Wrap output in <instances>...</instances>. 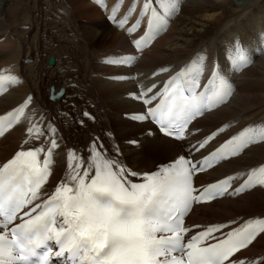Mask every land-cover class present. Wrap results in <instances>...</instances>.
<instances>
[{"label":"snow or ice","instance_id":"obj_1","mask_svg":"<svg viewBox=\"0 0 264 264\" xmlns=\"http://www.w3.org/2000/svg\"><path fill=\"white\" fill-rule=\"evenodd\" d=\"M122 4L120 0L109 19L124 28L129 16L118 18L116 15ZM177 4L178 0H143L140 19L127 28L129 33L135 32L143 17L151 11L148 31L134 40L137 49L141 48L142 41L147 43L165 30L168 17L176 11ZM135 10V5L129 8L130 13ZM226 55L237 67L251 62L238 40L233 42V51ZM204 59L201 57L194 65L172 76L162 94L153 93L155 85L145 92L132 94L145 105H151L158 98L160 101L156 107H148L134 118L155 120L159 130L167 136L185 139L188 124L223 103L232 90L226 77L213 70L205 85L210 91L207 94L197 92L206 67ZM135 60L132 55L119 56L109 58L107 63L127 65ZM5 81L20 82L19 77L0 75V92L5 88ZM148 93L153 94L149 96ZM30 101L31 98L7 114L14 118L9 120L8 129L13 123H19ZM7 117H0V136L5 135L3 121ZM34 131L40 130L28 129L29 134ZM212 139L213 136L207 137L199 148H204ZM257 141H264V126L258 131L253 128L242 131L210 156L218 161L225 160ZM58 146L53 140L47 150L35 147L18 151L0 167V264H51L53 258H62L63 264H246L245 259L236 254L264 234V219H260L233 228L222 234L223 238L215 234L229 225L209 226L185 240L191 229L184 226V217L192 204L230 194L228 189L237 177H227L198 190L193 187L192 176L204 170L203 166L198 169L183 156L160 172L139 174L108 157L103 149H98L95 141L88 158L69 153V173L53 192L41 199L42 189L51 175L53 152ZM45 152L41 160L40 155ZM204 164L212 166L208 157L204 158ZM129 175H143L145 182H131ZM256 185H264V166L253 169L247 181L233 192L239 194ZM197 191L199 195H194ZM18 219L20 222L14 223ZM213 240L214 243H208ZM54 247L58 250L53 251Z\"/></svg>","mask_w":264,"mask_h":264},{"label":"bare ground","instance_id":"obj_2","mask_svg":"<svg viewBox=\"0 0 264 264\" xmlns=\"http://www.w3.org/2000/svg\"><path fill=\"white\" fill-rule=\"evenodd\" d=\"M35 3L37 0H0V72L12 71L22 79L18 86L0 97V112L33 93L23 119L0 138V162L21 146L29 122L42 110H47L60 123L61 138L55 150L52 182L65 169L66 148L73 146L85 151L96 134L101 135L111 153H119V158L141 170L152 169L158 162L165 161L163 159L168 160L180 153L183 150L181 143L158 131L150 121L124 117V113L140 107L139 100L123 95L131 88L132 81L104 77L105 73L117 71V68L105 64L103 56L126 50L130 45L129 36L110 24L94 0H42L40 22L41 11L29 8ZM91 6L94 8L92 14H83V9ZM59 8H62L63 16ZM78 14L79 18L86 17L80 24L81 35L71 40L68 46H63L64 53L57 52L56 61L49 64V56H56L57 44L53 38L63 37V27L75 29L74 20L64 15L73 18ZM35 22L39 23L35 25ZM256 22L260 26L255 25ZM39 30L41 38H29L33 31L37 33ZM263 32L264 0H182L180 12L172 18L168 31L144 52L136 70L142 80H148L154 71L176 67L194 53L200 55L199 60L204 57L203 63H207L210 69L220 59L225 47L226 53L232 52L227 48L228 44L233 46V42L238 40L242 45L244 41V48L249 49L251 57L246 66L228 63L223 54L224 66L232 70L235 77L234 96L227 104L207 113L197 122V127L201 128L197 135L225 122L229 125L223 134L226 136L248 122L264 123ZM41 48L42 56L39 55ZM70 57L78 60L81 69L71 72L65 67ZM51 84L65 86L61 98H49ZM92 102L93 107L90 106ZM60 109L70 114H63ZM84 110L90 111L93 117L86 116ZM81 118L85 120L83 125L78 123ZM149 127L153 128L151 134L146 132ZM108 130L112 131L111 135L106 134ZM134 135L140 136V144L126 143ZM262 161L264 141L252 144L243 154L216 165L199 177L204 180L221 176ZM254 213L264 214V188H255L235 198L223 197L199 204L189 219L195 223ZM246 253L264 254V234Z\"/></svg>","mask_w":264,"mask_h":264},{"label":"rangeland","instance_id":"obj_3","mask_svg":"<svg viewBox=\"0 0 264 264\" xmlns=\"http://www.w3.org/2000/svg\"><path fill=\"white\" fill-rule=\"evenodd\" d=\"M93 1V0H92ZM57 3H58V1H57ZM96 5V4H95ZM29 8L32 10V11H36V9H38V10H40L41 11V20H40V18H39V22L40 21H42V0H37V3H35V6L33 5V4H30V6H29ZM60 10V12H61V14H62V16H63V11L61 10L62 8H59ZM71 9V8H70ZM92 9H94L92 6L91 7H88V8H86V9H83V14H89V13H91L92 14ZM102 11V10H101ZM246 13V12H245ZM244 13V14H245ZM244 14L242 15V17L244 16ZM103 16H104V13L102 14ZM64 17H67L69 20H74L73 21V25H74V27L73 28H75V29H71V30H69V29H67V28H64L63 27V30H64V33H63V37L62 38H58V39H56V38H53V40L55 41V44H57L56 45V49H55V54H56V57H57V52H63V50L61 49V48H63V46H68L69 45V42H71V40H73L74 38H79V36L81 35L80 34V24H82L83 23V20L86 18V17H81V18H79L80 17V15L78 14V17L75 15V17H70V15H64ZM95 17H96V14H95ZM241 19V18H240ZM239 20V19H238ZM237 21V20H236ZM39 22H35L34 24L35 25H37ZM77 23V24H76ZM34 25V26H35ZM77 25V26H76ZM255 25H257V26H260V25H258V22H256V24ZM66 26H68V25H66ZM257 26H256V28H257ZM41 28V24H40V26H39V29ZM262 28V27H261ZM261 28H259V29H261ZM61 29V28H60ZM70 34H72V35H70ZM29 38H41V32H40V30L37 32V33H35L34 31L32 32V35L29 37ZM58 43L60 44L61 43V45L60 46H58ZM33 45H34V42L32 43ZM59 48V49H58ZM38 53H39V51H38ZM64 53V52H63ZM42 48H41V53H39V55L40 56H42ZM76 60V59H75ZM74 59H72V57H70L69 59H68V61L65 63V67H67V69H69V71H71V72H74L75 70H77L78 68L79 69H81V66L80 65H78L79 63H78V60H76L75 61ZM83 61H80V64L82 63ZM75 63H77V65L75 64ZM83 64V63H82ZM83 67H84V64L82 65ZM85 68V67H84ZM69 71L67 72V73H69ZM107 117H111V115H107ZM81 125V124H80ZM83 125V124H82ZM163 160H166V159H163Z\"/></svg>","mask_w":264,"mask_h":264}]
</instances>
